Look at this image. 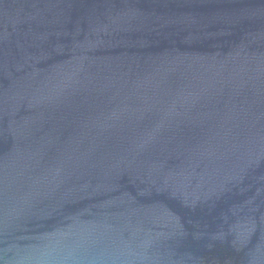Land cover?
Here are the masks:
<instances>
[{"label": "water", "instance_id": "95a60500", "mask_svg": "<svg viewBox=\"0 0 264 264\" xmlns=\"http://www.w3.org/2000/svg\"><path fill=\"white\" fill-rule=\"evenodd\" d=\"M0 264H264V0H0Z\"/></svg>", "mask_w": 264, "mask_h": 264}]
</instances>
